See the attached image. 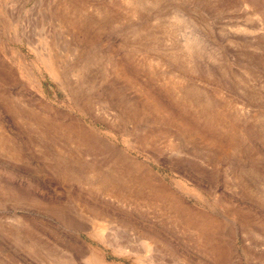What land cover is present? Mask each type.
<instances>
[{
    "label": "rangeland",
    "instance_id": "rangeland-1",
    "mask_svg": "<svg viewBox=\"0 0 264 264\" xmlns=\"http://www.w3.org/2000/svg\"><path fill=\"white\" fill-rule=\"evenodd\" d=\"M0 264H264V0H0Z\"/></svg>",
    "mask_w": 264,
    "mask_h": 264
},
{
    "label": "bare ground",
    "instance_id": "bare-ground-1",
    "mask_svg": "<svg viewBox=\"0 0 264 264\" xmlns=\"http://www.w3.org/2000/svg\"><path fill=\"white\" fill-rule=\"evenodd\" d=\"M64 258V257H63Z\"/></svg>",
    "mask_w": 264,
    "mask_h": 264
}]
</instances>
